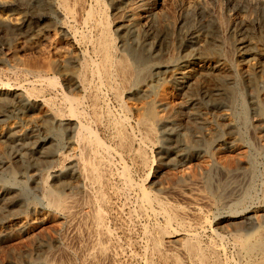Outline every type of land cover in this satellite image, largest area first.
Wrapping results in <instances>:
<instances>
[{
	"label": "rangeland",
	"instance_id": "obj_1",
	"mask_svg": "<svg viewBox=\"0 0 264 264\" xmlns=\"http://www.w3.org/2000/svg\"><path fill=\"white\" fill-rule=\"evenodd\" d=\"M36 1L38 0H9V5L0 4V16L14 18L19 16L23 19V24L5 36L7 41L2 38L3 33L0 32V89L12 87L14 90L11 93L15 95L20 89H25L33 93L34 98L36 95H40L41 98L44 94L42 100L48 99L49 102L58 104L65 114L68 112V106L63 101L64 94L71 95L70 97L78 96L76 98L82 100L80 111L83 121L88 120L85 123H88L87 125L101 141L104 140V145L107 144L106 147L109 149L108 155L107 152H101V159L104 162L103 171L109 187L106 188L108 193L105 192L108 201L104 213L106 212L105 221L111 238L110 243L111 240L114 242L111 243L113 254L115 253V259L118 260L115 264H173L167 250H164L167 251L166 253L162 251L163 253L157 255L152 251L150 236L155 233V227L156 229L159 226L164 227V219L145 207L142 195L139 194L140 185L145 186L151 194L160 196L161 200L170 204L168 206L172 209L187 210L189 214L187 226L189 225L190 229L187 227V231H181L180 226L175 227L177 224L174 223L175 226L172 224L169 230L174 229V233L177 232L175 236L185 238L191 234L196 238L199 237L202 246L215 248L216 256L218 255L217 258H220L222 264H248V259L237 247L236 238L239 236L242 240L264 228V121L258 125L254 122L258 117L257 109L260 105H264V2L261 0H258L261 1L260 3L250 0H162L156 6L151 2L147 3L145 8H139L137 18L145 19L144 16L147 14L149 18H146L156 21L159 28H155L157 32L155 30L152 36L145 27L138 24H135V27L132 25L134 29L128 26L126 33L124 32L126 42L135 49L143 50L153 60L150 58L151 61L135 64L137 72L146 74V77L142 83L133 82L126 87L127 89L122 87L121 92L126 90L120 93L119 100L115 92L111 91V87L98 74L92 72L88 75L90 81L84 92L74 78V73L79 71L80 61H71L72 66L57 62L46 71L43 67L34 66L45 61L37 52L35 57L34 50L21 53V58L25 61L17 62L12 58L8 49H13L18 43L25 45L30 41L33 42L40 36L46 37L47 28L55 25L56 27H53L59 29L61 25L62 17L57 12H51L50 16L38 20L33 15ZM74 1L72 0L74 15L70 16L72 20H69V24L72 30L76 29L77 32L75 29L72 32L81 42L76 48L77 53L81 51L84 52L85 57H90L91 60L97 59L96 50L89 41L98 37L100 31L98 27L103 23L110 24L113 36L118 39L116 41L118 48H123L120 41L122 32L117 30L118 24L112 16L114 4L112 0H98V2L83 0L87 5L84 7L89 10L93 6L92 14H96L87 21V25L86 12L83 10L79 12L78 1ZM106 15L110 19L106 20ZM249 17L251 18L248 22L242 25L241 20ZM209 22L215 25L214 35L206 31ZM237 25L240 28L245 27L243 35L247 43L243 45L239 41ZM88 50L95 53H90ZM68 57L73 56L69 54ZM56 61L60 60L56 58ZM49 78L56 82L55 85L51 84L54 88L51 87ZM222 83L231 88L230 90H236L237 96L231 98L224 94L221 89ZM97 86H100L99 90ZM217 94L220 97L215 99ZM96 95L100 96V100L95 106L92 100L97 98ZM88 96L91 97L87 100ZM163 96L167 99L161 100ZM33 97L28 95L23 97L20 104L7 108L8 115L0 118V131L1 128L14 127L21 135L19 142L23 143L18 144L20 145L18 149L22 151L20 155H16L20 151L15 146L17 142L11 145L6 140H0V232L3 234L0 238V264H15L16 259L19 261L20 258L21 264H45L43 260L49 253L47 246L54 251L64 246L72 247L71 243L69 246L66 245L70 242L71 236L69 225L58 211L47 205L43 185L46 183L48 188L58 194H71L79 190L72 184L66 187L60 186L62 180L72 183L78 180L77 167L74 163L80 157L74 142L78 122L68 118L47 126L45 119L48 113L36 104L39 101L36 102ZM151 104L153 106H150ZM254 105H257V109H254ZM148 108H154L153 110L162 119L155 122L156 133L154 138H150L151 141L146 137L145 127L137 120L138 114H146ZM118 128L129 138L134 139L135 145L130 151L131 154L129 150L125 151L119 146ZM31 135L37 137L29 138ZM185 137L192 140L191 147L185 145ZM139 143L140 146L145 144L144 148L138 147ZM136 147L138 150L142 148L143 152L145 150L148 152L144 153L148 156L146 157L149 166L144 167L139 155H135ZM47 148H54V155L50 161L45 160ZM24 152L27 154L22 155ZM62 153L69 155L65 161L58 159ZM4 158L8 160H2ZM137 162L141 163L137 164ZM105 167L108 170H105ZM125 169L129 173L130 180H135L129 181L133 184L129 183L125 176L122 177ZM121 177L123 179H120ZM189 187H193L201 194L199 196L201 200L199 199L193 206L176 194L177 191ZM22 219L30 222L28 231L13 230L9 226L10 223ZM179 228L181 232H178ZM148 230L151 233L147 232ZM214 230L216 232H213ZM233 233L235 235H232ZM239 233L243 234L241 235L243 237ZM63 238H65L64 242L69 241L64 244ZM233 240L235 241L232 243ZM216 241L217 243L213 244ZM62 258L64 262L68 261L64 253ZM77 263L81 264V261L78 259Z\"/></svg>",
	"mask_w": 264,
	"mask_h": 264
},
{
	"label": "bare ground",
	"instance_id": "obj_2",
	"mask_svg": "<svg viewBox=\"0 0 264 264\" xmlns=\"http://www.w3.org/2000/svg\"><path fill=\"white\" fill-rule=\"evenodd\" d=\"M77 1H78L77 2L78 5H79V7L77 9H79V12H80V10H83V11L86 12V18L85 19H86V25H87L88 24L87 21L92 19V15H93L92 12L93 11H92L91 8L93 6H91V8L89 7L90 9L87 10L86 7H84L86 5L85 1H83V0H77ZM95 1L98 2V0H95ZM161 1L162 0H112V2L114 3L113 7H112V13H113L112 16H113L114 21L116 22V24H118L117 30L122 32V34L120 35V41H121V47H123V48L122 49H120V47L118 48V46H117L118 44H116V41L118 39L116 40V38L113 36L114 33L111 30L112 28L109 26L110 24L106 25L105 23L102 22L105 25L102 24L101 26L98 27L99 30H100L99 33H98V37L94 38V40L91 39L89 41V42H91L92 46H94V49L96 50V55H97V59L96 60H91L90 57H89L90 58L89 59V58L85 57L86 55L84 56V52L83 53H81V51H80V53H77L78 51L76 52V48H78V46L81 44V42L78 41V39L75 36V33L73 34V32H72L75 28L73 27L74 29L72 30L71 24H69V20H72V19H70V16L72 17V15H74V12L72 10V7H73L72 6L73 5L72 4V0H38V1H36L35 14H33V13L32 14L35 15L38 20H42L43 18L45 19L47 16H50L51 12H57L62 17V22H61V25H60L59 29L55 28L56 27L55 25H51L52 27H50L49 29L47 28V30H45V31H47L46 32V37L45 36H42V37L40 36L39 38L35 39L33 42L30 41V43H27L25 45H21V44L18 43V44L15 45V47L13 49H8V48L7 49L9 51V54L12 56V58L15 61H17V62L25 61V60H23L21 58L22 57L21 56L22 52L25 53L26 50H31V51L34 50L33 51L34 56H35V52H37V53L41 54V56H43V58L45 60L43 62V64L42 63L40 64V62H39V63L34 64V66L37 67V68H42L43 67L45 70L46 69L47 70L51 69V67L54 66L57 62L65 63V64H67L66 66H72L71 64H73L74 61H80L79 63L77 62L78 66H79L78 67L79 71H78V73H74V78L76 79V81L79 84V87H81V89L83 91L87 89L86 87L88 86V81H90V80H88V78H89L88 75H89V73L92 72V73L98 74V76H100L103 79V81L111 87V91H114L115 95L118 97L117 99H119L120 93L122 94V92L127 89L126 88L127 86H129L133 82L142 83V80L146 77L145 76L146 74L144 75V74H140V73L137 72L135 64L137 62H146L148 60L151 61L150 60L151 56H148L146 53H144L143 50L135 49L131 45L127 44L126 38H125L126 37L125 36L126 35L125 34L126 33L125 32L126 28L128 26L132 27V25L134 26L135 24H138V26L140 25L142 27H145V29L147 31H149L150 34L153 36L154 31L156 30L155 28L158 27V25L156 24V21H154V20L151 21V20L147 19V18H149V15H147V14H146L147 16L146 15L144 16L145 19L144 18L143 19L142 18L141 19L137 18V13H138L139 8H145L146 7L145 5H147V3L154 2L155 6H156V4L161 2ZM238 1H242V0H238ZM255 1H258V0H250V2H255ZM261 1L264 2V0H261ZM8 2H9V0H0V4L1 5H9L10 3L8 4ZM74 2H76V0ZM99 3H101V1H99ZM255 3H257V2H255ZM95 4H98V3H95ZM104 6H105V4H104ZM97 11H99V10L97 9ZM98 14H99V12H98ZM94 15L96 16V14H94ZM18 17L14 18L13 16H6V15L5 16H0V32L3 33L2 38L5 39V36L7 34H9V32L11 30H13V29L17 28L18 26H20L21 24H23V19H21L22 17L21 18L20 17L18 18ZM103 18H104V16H103ZM250 18L251 17H249L248 19L241 20L242 21V22L240 21L241 24L242 23L244 24V23L248 22V20ZM253 18H254V16H253ZM85 19H84V21H85ZM107 19H110V18H108L107 15H106V20ZM217 21H218V19H217ZM70 23H72V22H70ZM93 23H95V22H93ZM96 23H98V21ZM108 23H110L109 20H108ZM43 26H45V25H43ZM53 26H55V27H53ZM95 27H97V26L95 25ZM169 27H170V25H169ZM236 27H238L237 28L238 34H239L238 37H240L239 41L241 42V44L243 45V44L247 43V39L243 35L245 27L244 28H240L239 25H237ZM140 28H138V29H140ZM119 29H121V30H119ZM132 29H134V28L132 27ZM162 30H164V29H162ZM206 31L208 33L214 35L215 32H216L215 31V25H213V23L209 22V24L206 27ZM75 32H77L76 29H75ZM82 32H83V30H82ZM156 32H157V30H156ZM80 34H82V33H80ZM85 35H86V33H85ZM93 35L95 36L94 33H93ZM155 35H156V33H155ZM212 39L214 41L215 37L213 36ZM5 40L7 41V38ZM200 41H202V40H200ZM221 43H223V42H221ZM89 49H90V47H89ZM88 51H90V50H88ZM123 51H124V53H123ZM125 51H127V53ZM91 52H93V51H90V53ZM93 53H95V52H93ZM69 54H72L73 57H68ZM37 56H39V55H37ZM56 58H57V60H60V61H56ZM151 59L153 60V58H151ZM40 61H41V58H40ZM71 61H73V62H71ZM91 61H93V62H91ZM94 61H96V62H94ZM258 65H260V64H258ZM189 70H191V69H189ZM39 71H41V70H39ZM93 79H94V77H93ZM51 80L52 79H50V85L51 84L55 85L54 84V82H55L54 79L52 81ZM253 82L254 81H252V83ZM20 86L21 85H19V87ZM51 87H52V85H51ZM99 87L97 86L98 90H99ZM122 87L126 88V89H124L121 92L120 90H121ZM52 88H54V87H52ZM89 88H88V90H90ZM35 89H37V88H35ZM35 89H34V91H35ZM38 89H40V88H38ZM221 89L223 90L224 94L229 95V97H231V98H235V96H237L236 95L237 91L236 90H230L231 88L229 89L224 83H222ZM13 90H14V88H12V87H7V88L0 89V118L3 117V116L8 115L7 114V110H8L7 108H10V107L16 106L17 104H20V101L23 99V97H27V95L30 96V97L34 96L33 93H31L29 91H25V89L24 90L20 89V91L17 92L16 95H15V93H13V94L11 93ZM102 90H103V87H102ZM41 92H42V90H41ZM84 92H86V91H84ZM109 92H110V90H109ZM211 92H212V90H211ZM213 92H215V91L213 90ZM87 93H88V91H87ZM91 93H93V92H91ZM95 94H97V93H95ZM112 94H113V92H112ZM74 95H76V94H74ZM88 95H89V93H88ZM106 95H108V94L106 93ZM42 96H41V98H42ZM70 96H65V94H64L65 98H64L63 101H65V103L67 104V105L66 104L65 105L68 106L67 114L63 113V111L58 106V104H55L53 102H49L48 99L47 100H44V99L42 100L40 98V95L39 96L36 95V98L33 97L34 99H36L35 100L36 102L39 101L36 104H38V106L41 107V109L46 110V112L48 113L47 114V118L45 119V122H46L47 126H51L55 122H62L64 120H68V118L69 119H75V121L78 122V131L75 132V133H77V136H76V140L74 142H75V145H76V149L80 153V157H78L74 161V163H75V165L77 167V173H78L77 182L76 183H72V182H68L67 180H62L61 183H60V186H62V187H66V186L72 184L74 186V188L79 189L78 191H76L75 193H71V194H58L54 190H52L50 187L48 188L46 183H44V185H43L44 186L43 187L44 188V195H45L47 203H48L47 205H49L51 208H53L56 211H58V213L61 215V217L69 225V230H70L71 236H70V242H68L69 240L65 241V242H68V244H66V245L69 246V243L72 244V245L70 244L72 247H65V246L63 247V246H61L63 248L59 249V250L57 249V251L56 250L54 251V250L49 248L50 246L49 247L47 246L46 248L48 249L49 253H48V255H46L47 257H45L43 261H44L45 264H78L77 261L79 259L81 261V264H115V261L117 262L118 260L115 259V256H114L115 253L113 254L114 250H113V246L111 245V243L113 244L114 242H112V240H111V243H110V239L111 238L109 236L108 229L106 227V221H105V219H107V218H105V213L106 212L104 213V208H105V205H107L106 202L108 201V200L106 201V194L108 193L107 189L109 187L107 186V179H106L107 177L105 178V174H104V171H103V169H104L103 168V165H104L103 163L104 162H103V159H101V155H102L101 152L102 151L104 153L107 152L106 155H108L109 149H108V147H106L107 144H106V146L104 145V143H105L104 140L101 141V139L98 138L95 135L96 133L93 132L92 128L89 125H87L88 123H85L86 121L88 122V120L85 119V116H84L85 122L83 121L82 114H81V111H80L81 110L80 106L82 105V100L79 99V98H76L78 96H75V97H73V96L70 97ZM116 96H115V98H116ZM89 97H91V96H88L87 100H88ZM168 97H170V96H168ZM219 97H220V95L218 96V94H217L216 98L215 97H213V98L217 99ZM83 98H85V97H83ZM165 99H167V97L163 96L161 100H165ZM29 100H30V98H29ZM89 100H91V99H89ZM99 100H100V96H97V98H94L92 100L93 101L92 104H94L95 106L98 105ZM160 102H162V101H160ZM104 104H106V103H104ZM100 106H103V105H100ZM100 106H98V107H100ZM150 106H153V104H151ZM256 106L254 105V109H257ZM82 107H84V106H82ZM259 107L260 108L257 109L259 111L256 110L258 112V117L254 119L255 125L261 124L264 121V105L262 104ZM96 109H97V107H96ZM150 109L148 108V110H149L148 112H147V109H146V112H147L146 114H144V113L143 114H138V119L137 120H138V122L141 123V125H143V127H145L146 131L144 129L143 132L145 131L147 133L146 137L149 138L148 140L151 141L150 138H154L155 133H156V131H155L156 130L155 129L156 128L155 122L157 120L161 121L162 119H161V116L159 117L157 112H155V110H153L154 108L151 109V110ZM85 111H83L82 113L84 114ZM124 111H126V108H124ZM156 111H157V109H156ZM91 112H93V111H91ZM95 112H96V110H95ZM140 113H142V112H140ZM106 114H105V116H106ZM136 114H137V112H136ZM194 115L196 116V114H194ZM92 116H93V114H92ZM163 116H164V114H163ZM109 117H110V115H109ZM125 117H127V116L125 115ZM127 120L128 119H126V121ZM126 121H125V124H126ZM159 121H157V122H159ZM102 122H103V120H102ZM91 123H92V121H91ZM113 123H115V122H113ZM122 125L124 126V123ZM113 126H114V124H113ZM120 126L121 125H119V127ZM111 129H114V128H111ZM117 130H118L117 131V135H118L117 139H119V142H118L119 146L125 151L129 150L128 152L130 153V151L133 150L132 148H134V145H135V142L133 141L134 139L129 138L125 134V132H123L120 128H118ZM110 131L113 132L114 130H110ZM126 131H127V129H126ZM146 133H145V135H146ZM142 136H144V135H142ZM36 137H35V135L34 136H32V135L29 136V138H36ZM1 139L8 141L9 144H11V145H13V144H15L17 142V145H15L17 147V150H19L20 148L18 149V147L23 144L22 141L19 142V140H21V135L18 133V131L15 130L14 127H10L9 129L1 128L0 140ZM228 140H230V139H228ZM24 141H25V139L23 140V142ZM184 142H185L186 146H189V147L192 146V140L189 137H185L184 138ZM144 143H146V142H144ZM18 144H20V145H18ZM148 144H149V142H148ZM36 145H37V143H36ZM141 146H140V143H139L138 147H141ZM10 147H13V146H10ZM25 147H27V146L25 145ZM117 147H118V145H117ZM24 149H26L27 151L29 150L28 148H24ZM41 149H43V148H41ZM53 149L47 148L46 149V153H45V151L43 152V153H45V160L46 161L47 160L50 161V159L53 158V155H54L53 154V152H54ZM136 149H137V147H136ZM141 149H139V150L137 149L136 153H135V151H134V153H135V155H137V154L139 155V157L141 159V162H142V165H144V167L145 166L147 167V165L149 164V163L147 164V162H148L147 161L148 160L147 157L148 156H147V154L144 153V152H147V151L144 149L145 151L143 152ZM14 150H16V149H14ZM21 151H22V149H20V151H18L16 153V155H20ZM33 152H35V151H33ZM104 153H103V156H104ZM23 154H27V153L24 152V153H22V155ZM132 154H133V151H132ZM5 155H7V154H5ZM13 157H15V155H13ZM68 157H69L68 154L65 155V153L64 154L62 153L58 159H59V161L61 159H63L65 161V159H68ZM1 158H3V156ZM9 158H12V157H9ZM149 159H151V158H149ZM2 160L5 161V160H8V158H6V159L4 158ZM140 163L137 162V164H140ZM106 165H107V163H106ZM139 166H141V165H139ZM72 168H74V167H72ZM106 169H107V167H105V170ZM126 169H127V166H126ZM126 169L123 171L124 175L122 177L125 176L126 180L128 182L132 181V180H130L131 178L129 177V173L127 172ZM122 177L120 179H123ZM133 181H135V180H133ZM108 183H109V181H108ZM124 183H126V181H124ZM129 183H131V182H129ZM131 184H133V183H131ZM138 188H139V191L141 192L139 194L142 195V202L145 205V207L148 210H150L152 212H155L158 215L162 216V218L164 219V225L162 224L164 227L161 228L162 226L161 227L159 226L157 229L155 227V230H156L155 233L152 234V235L150 234L151 235L150 236L151 248H152V251L156 255L163 253L162 251H164V250H167L169 252V259H170V261L173 264H222L220 262V260H219L220 258H217L218 255L216 256L217 253L215 251V248L212 247V246L207 247V248L202 246L203 243H200V241L198 239L199 237L196 238L195 236H191V234H190L188 237L183 238L184 236L183 237L175 236V234L177 232L174 233L175 230L173 228H172L174 230V231L172 230L173 232L171 230H169L170 227L172 226V224L174 225V223H175V224H177V226L174 225L175 227L180 226L181 231L182 230L187 231L186 228L189 226V225L187 226V219L189 217V214L186 212L187 210L183 211V210H180V209H176V210L172 209V207L168 206L170 204H167V203H165L166 201L163 202L161 200L160 196H159L160 197L159 198L158 196H155V195L151 194L150 192H148L147 188H145V186L143 187L142 185H140V186H138ZM129 189H131V188H129ZM230 190H233V189H230ZM106 191H107V193H105ZM176 194L178 196L182 197L183 199H186L189 202V204L190 203L192 204V206L196 205L198 203L199 199L201 200V198L199 197L201 194L197 193V191H195V189L193 187H189V189H186V190L177 191ZM192 206H191V208H192ZM196 208H198V207H196ZM142 209L144 211V208H142ZM189 213H191V212H189ZM152 216H153V214H152ZM155 217H157V215ZM157 218L159 219L160 217L158 216ZM156 222H158V221H156ZM261 222H263V221H261ZM191 224H192V222H191ZM198 225H200V224H198ZM9 226L13 230L14 229H16V230L20 229V230L26 232L29 229L30 222L27 221L26 219L25 220L22 219L20 221L15 222V223H10ZM155 226H156V224H155ZM6 228H8V227L6 226ZM180 228H179V230L177 229L178 232H181ZM12 229H10V230H12ZM69 230H68V232H69ZM147 232H149V230ZM193 232H195V231H193ZM198 232H200V231H198ZM213 232H216V231L214 230ZM224 232H226V231H224ZM149 233H151V232H149ZM187 233H189V232H187ZM215 234H217V233H215ZM219 234H221V232ZM235 234H238V233L235 232ZM235 234L233 233L232 235H235ZM185 235H187V234H185ZM194 235H196V234H194ZM222 235H224V234H222ZM232 235L230 234V236H232ZM239 235H240V233H239ZM241 235H243V234H241ZM2 236H3V234L0 232V238ZM198 236H200V235H198ZM224 236H226V235H224ZM224 236H222V237H224ZM148 237H149V235H148ZM234 237L236 238V236H234ZM241 237H243V236H241ZM219 238L221 239V237H219ZM64 239L65 238H63V243L65 244ZM200 240H203V239H200ZM234 241L235 240H233L232 243ZM236 241H237L236 243H238V245L237 244L236 245L239 248L240 252L243 253L244 256L248 259V261H247L248 264H264V228H262V230H260L256 234L246 236L242 240H240L239 236H238V238H236ZM221 242H220V245H221ZM215 243H217V241L214 242L213 244H215ZM48 244L49 243L47 242L46 245H48ZM44 245H45V243H44ZM220 245H218V246H220ZM149 247H150V245H149ZM219 249L221 250V248H219ZM222 249L224 250V247ZM167 251H164V252L166 253ZM150 252L151 251L149 250V253ZM62 253H64L66 255L67 260H68L67 262L63 261ZM158 257H159V255H158ZM20 259H19V261H20ZM19 261H17V259H16L15 264H21ZM33 264H36V263H33Z\"/></svg>",
	"mask_w": 264,
	"mask_h": 264
}]
</instances>
